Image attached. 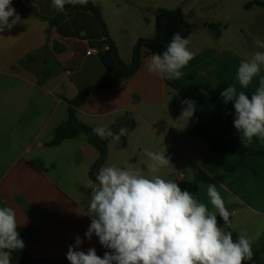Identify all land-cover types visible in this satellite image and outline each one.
Returning a JSON list of instances; mask_svg holds the SVG:
<instances>
[{
    "label": "crops",
    "instance_id": "crops-1",
    "mask_svg": "<svg viewBox=\"0 0 264 264\" xmlns=\"http://www.w3.org/2000/svg\"><path fill=\"white\" fill-rule=\"evenodd\" d=\"M15 1L12 0V7ZM92 1L100 6L122 61L129 64L137 40L155 34V17L149 20L148 34L126 39L125 26L120 28L116 24L115 28V24H111L112 13L124 10L123 1ZM247 4L249 2L244 7L249 15L240 18L238 27L229 13L224 15L223 22L207 18L200 25L193 24L197 30L188 38L193 58L181 69L183 76L178 81L192 97L213 86L212 105L198 108L209 134L221 140L239 136L243 146L264 151V139L254 137L248 141L233 127V102L225 104L221 97L222 91L234 85L250 98L264 78L262 67L247 88L242 89L235 79L241 60L249 59L242 44L244 38L254 44L255 51H264L254 43L257 39L264 41V7L254 5L247 9ZM23 5L29 11L17 13L23 22L0 33V207L15 210L18 227L26 230L28 253L32 258L66 263L69 262L66 259L68 246L75 244L77 235L83 241L78 250L86 252L95 248L99 255L104 249L95 235L91 240L85 237L90 217L84 214L96 185L90 172L99 159V152L85 134L56 146L50 143L55 129L69 119V101L75 100L82 90L113 78L117 65L110 49L105 48L102 30L90 12H73L53 26L51 19L61 12L52 7V0H24ZM160 8L164 7L156 6L154 11ZM183 11L188 19L184 8ZM63 13H68L66 7ZM206 23L221 24L220 35L215 36L204 26ZM237 42L240 43L239 54L232 48V43ZM90 48L99 51L87 55ZM201 55L203 61L199 59ZM28 57L30 61H26ZM148 57L129 80L109 91L90 94L76 108L77 119L92 128H110L126 113L133 116L139 103L153 107L164 105L165 82L147 71ZM211 66L214 85L201 76ZM137 78L140 86L136 85ZM153 78L155 96L151 86ZM158 134L175 150L166 152L174 159L170 163L182 162L184 171L175 174L167 171L170 167H164L157 174L166 180L196 181L198 192L194 197L205 203L211 212L216 210L210 203L207 187L214 183L231 212L230 227H222L234 231L236 237L245 235L251 245L264 247V158L222 154L210 149L202 138L190 134L191 139H187L182 133H175L180 144L166 133ZM142 142L145 141L140 133H127L119 141L111 140L107 159L100 167H125L130 161L133 168L151 175L145 154L142 159L133 158L136 151L142 150ZM159 147L155 146L152 151H158ZM252 252L253 259L245 264H264V255L257 248H252Z\"/></svg>",
    "mask_w": 264,
    "mask_h": 264
},
{
    "label": "clouds",
    "instance_id": "clouds-1",
    "mask_svg": "<svg viewBox=\"0 0 264 264\" xmlns=\"http://www.w3.org/2000/svg\"><path fill=\"white\" fill-rule=\"evenodd\" d=\"M87 3L88 0H52V7L63 12L66 5ZM21 22L12 0H0V33ZM189 43L179 32L174 33L165 51L147 58V71L167 80H179L183 76L181 69L193 58ZM254 43L258 49H264V41L257 39ZM262 67L264 51L257 50L249 59L241 60L235 79L242 89L252 83ZM221 97L225 104L233 102V127L244 139H264V78L250 98L234 85L222 91ZM181 103L185 105L181 118L190 119L195 102ZM92 133L100 139L111 137L119 141L128 130L121 127L114 133L99 126ZM144 154L151 175H144L131 165H108L97 170V183L84 214L90 217L85 237L91 240L95 235L101 246L110 251L101 257L95 248L78 250L83 241L77 235L66 253L70 264H245L253 259L250 240L243 234L234 240L233 232L218 222L219 216L230 227L231 212L214 183L207 187L210 203L216 210L211 212L187 189L157 174L170 164L163 152L145 149ZM17 226L15 210L0 207V264H12V253L25 247Z\"/></svg>",
    "mask_w": 264,
    "mask_h": 264
},
{
    "label": "trees",
    "instance_id": "trees-1",
    "mask_svg": "<svg viewBox=\"0 0 264 264\" xmlns=\"http://www.w3.org/2000/svg\"><path fill=\"white\" fill-rule=\"evenodd\" d=\"M23 1L24 0L15 1L14 8L17 13L23 14L29 12L28 9L23 5ZM254 5L264 7V0H253L251 3L246 5V8L249 9ZM65 7L68 9V13H59L55 18L51 19L52 25L57 26L73 12H90L96 18L105 38L104 44L109 46V49L112 52L117 65V74L113 78L104 83L82 90L75 100L69 101L71 106L69 119L55 129L54 138L50 143L51 146H56L64 140L73 139L81 134H85L88 137L89 143L93 145L99 152V159L94 169L90 172L91 180L97 183L95 171L98 170L100 166L106 161L108 155V143L113 140V138L109 137L106 139H100L98 136L93 135V128L77 119L76 108L80 107L90 94L109 91L122 82L129 80L140 69L145 57L154 53H162L166 50L174 33L179 32L182 37L188 39L193 33L195 26L188 21L182 7H177L174 9H158L155 14V34L152 37L139 38L133 47L131 62L129 64H125L119 55L114 41L110 37L108 27L104 20L100 6L95 4L92 0H88L87 5L84 6L66 5ZM204 26L213 31L216 36H219L221 33V24L206 23ZM30 60L31 57L26 59V61ZM164 82L167 86L176 90L182 100H191L195 102V112L189 119L190 126L188 133L191 136L202 138L208 144L210 149L222 154H248L264 158V151L243 146L239 140V136H236L231 140H221L212 136L206 131L204 127L205 120L199 113L198 108L200 106L210 107L212 105L214 97L213 86H211L210 90L207 92H204L197 97H192L178 80L164 79ZM121 127L127 128L128 132H131L135 129V120L131 114L126 113L125 115L119 117L117 121L110 127V129L116 133ZM172 181L176 182L182 189H187L193 194V196L198 192V184L194 180L188 181L185 179H173ZM218 222L221 224V226L224 225L220 217H218ZM17 231H19L20 237L25 243V247L22 250H17L12 253V264H70V262L51 263L47 259L37 260L32 258L28 253L29 242L26 230L17 226ZM232 232L233 239L235 240L237 238L236 234L234 231ZM252 248H257L261 254L264 255L263 246L257 244L252 245ZM106 251L110 250L104 248L99 256L103 257Z\"/></svg>",
    "mask_w": 264,
    "mask_h": 264
},
{
    "label": "rangeland",
    "instance_id": "rangeland-1",
    "mask_svg": "<svg viewBox=\"0 0 264 264\" xmlns=\"http://www.w3.org/2000/svg\"><path fill=\"white\" fill-rule=\"evenodd\" d=\"M123 1L122 5L124 10L118 11L115 10L111 16V24H116L121 28V26H125L123 29L125 30V37L127 39L128 36L136 37L137 34H148L149 30V20H153L156 12L154 11L156 6H163L167 9H174L177 7L184 8L186 14L188 15V20L192 23L200 25L202 20H206L207 18H215V21H222L224 19V15L226 13L231 14L232 19L236 20V26L238 27L240 24V18L242 16L248 17L249 13L245 10L246 2H252L253 0H120ZM122 23V25H120ZM217 24V23H216ZM194 25V26H195ZM195 26V30L197 27ZM193 31V32H194ZM222 31V27H221ZM212 32V31H211ZM215 35V33L213 32ZM216 36V35H215ZM233 40H235L233 38ZM239 42L232 43V48L238 54L240 53ZM244 46L245 52H247L248 58H250L251 54L255 52L254 44L250 41L242 42ZM203 57L199 58L203 61ZM216 64V63H215ZM209 70L203 71L201 76L206 77L209 82H213V67L207 68ZM236 68L233 67V70ZM139 77V76H138ZM136 79V85L140 86V82ZM152 88L155 96V79L152 80ZM165 104L158 105L156 107L147 105L145 103H139L136 106V113L133 114V118L135 120V129L128 133H140V137H142L143 141L141 143L142 150L136 151L133 158L142 159L144 154V150L147 149L152 151L155 146H160L159 150L167 154L168 150L175 151L172 144L165 140L158 133H166L178 143L177 138L175 139V133H182L185 135L187 139H191L188 133L189 129V119L181 118L182 109L185 107L181 103L182 98L178 94L176 90L169 87L165 83ZM139 94L136 95L138 98ZM112 145L110 146V153L112 151ZM112 155V154H111ZM168 155V154H167ZM108 156V155H107ZM148 162V161H146ZM132 164L129 161L125 165L128 166ZM135 167L134 165H131ZM137 167V166H136ZM167 167H170L169 172L179 174V172L184 171L182 168V162L180 163H170Z\"/></svg>",
    "mask_w": 264,
    "mask_h": 264
},
{
    "label": "built area",
    "instance_id": "built-area-1",
    "mask_svg": "<svg viewBox=\"0 0 264 264\" xmlns=\"http://www.w3.org/2000/svg\"><path fill=\"white\" fill-rule=\"evenodd\" d=\"M105 48H106V49H109V46H108V45H105ZM98 51H99V49H96V48H90V49L87 51V55H91V54L96 53V52H98Z\"/></svg>",
    "mask_w": 264,
    "mask_h": 264
},
{
    "label": "water",
    "instance_id": "water-1",
    "mask_svg": "<svg viewBox=\"0 0 264 264\" xmlns=\"http://www.w3.org/2000/svg\"><path fill=\"white\" fill-rule=\"evenodd\" d=\"M134 100L137 101L138 98L135 97ZM157 152H162V151H161V150H158ZM163 153H164V152H163ZM164 155L169 159V161H173V160H174V159H172V158H169L165 153H164ZM96 173H97V170L95 171V176H96Z\"/></svg>",
    "mask_w": 264,
    "mask_h": 264
}]
</instances>
